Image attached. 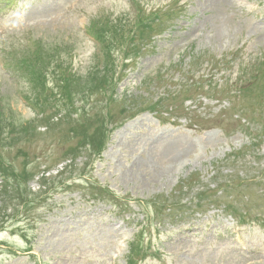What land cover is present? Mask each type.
<instances>
[{
    "label": "rangeland",
    "instance_id": "374dc122",
    "mask_svg": "<svg viewBox=\"0 0 264 264\" xmlns=\"http://www.w3.org/2000/svg\"><path fill=\"white\" fill-rule=\"evenodd\" d=\"M238 1H0V158L13 166L10 183L0 178V264H264V185L216 192V182L227 175L264 172V135L252 144V130L261 128L263 115L260 106L254 108L255 94L264 90V0H246L261 4L252 14ZM110 20L127 28L125 38L142 36L144 25L154 27L153 36L162 32L119 82L118 101L111 104L114 120L99 117L106 112L104 97L91 96L87 84L89 70L103 60L88 28ZM117 56L123 58L121 52ZM56 65L74 78L71 103L62 82L51 76ZM155 68L152 90L137 88ZM158 69L168 73L173 89L202 77L210 88L226 87L233 95L199 94L185 101L179 94L167 100L182 105L174 123L165 115L160 124L155 113L142 109L166 90L157 85ZM40 72L49 75L42 81L35 77ZM56 112L60 124L46 132L42 118L50 120ZM128 113L139 115L131 119ZM12 121L31 123V136L17 138L8 126ZM83 121L120 128L95 161L84 155L76 160L69 175L84 186L52 182L46 198L39 176L46 166L54 167L53 175L60 170L58 163L78 146L68 130ZM235 154L241 155L237 161ZM26 163L33 164L30 174ZM15 174L19 179L35 174L32 199L16 194ZM87 180L113 190L122 211L110 213L115 201L110 197L92 199ZM16 200L19 209L12 204ZM216 201L235 205L236 214L247 219L244 226ZM247 202L253 203L251 212L243 208ZM238 225L239 239L252 253L238 246Z\"/></svg>",
    "mask_w": 264,
    "mask_h": 264
},
{
    "label": "trees",
    "instance_id": "16d2710c",
    "mask_svg": "<svg viewBox=\"0 0 264 264\" xmlns=\"http://www.w3.org/2000/svg\"><path fill=\"white\" fill-rule=\"evenodd\" d=\"M3 167H5V169H3ZM13 166H7L3 160L0 158V173L3 177H5L7 175V173L11 170ZM18 185L16 187V194L22 195V196H26L29 197V195H32L31 191H29L27 188H23L22 184H19V180H17ZM22 193H21V192ZM23 208H26L25 206H23ZM18 209V208H17Z\"/></svg>",
    "mask_w": 264,
    "mask_h": 264
}]
</instances>
